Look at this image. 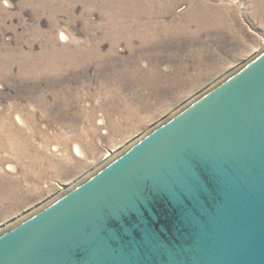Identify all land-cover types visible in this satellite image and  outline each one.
<instances>
[{
    "label": "rangeland",
    "instance_id": "rangeland-1",
    "mask_svg": "<svg viewBox=\"0 0 264 264\" xmlns=\"http://www.w3.org/2000/svg\"><path fill=\"white\" fill-rule=\"evenodd\" d=\"M142 2L0 0V121L48 168L40 176L16 147L0 150V228L264 48V0Z\"/></svg>",
    "mask_w": 264,
    "mask_h": 264
},
{
    "label": "water",
    "instance_id": "water-1",
    "mask_svg": "<svg viewBox=\"0 0 264 264\" xmlns=\"http://www.w3.org/2000/svg\"><path fill=\"white\" fill-rule=\"evenodd\" d=\"M0 264H264V48L0 228Z\"/></svg>",
    "mask_w": 264,
    "mask_h": 264
},
{
    "label": "bare ground",
    "instance_id": "bare-ground-1",
    "mask_svg": "<svg viewBox=\"0 0 264 264\" xmlns=\"http://www.w3.org/2000/svg\"><path fill=\"white\" fill-rule=\"evenodd\" d=\"M118 2V1H117ZM121 2V1H120ZM127 2V0H126ZM128 2L131 4V5H137V6H141L143 4L142 0H128ZM119 3V2H118ZM129 4V5H130ZM175 5V2L172 1V3L168 4L165 8H162L160 6L159 9H155L152 11V13L154 12L153 16L159 18V19H162V17H164L165 15L169 14L173 11V7ZM143 6V5H142ZM151 7V6H150ZM196 8V7H195ZM148 10V9H146ZM149 12V11H148ZM198 12V11H197ZM143 12H136V15L140 16V14H142ZM151 13V14H152ZM199 13V12H198ZM134 14V13H133ZM144 14H145V11H144ZM206 17V16H205ZM63 39L64 40H67V36L66 34H63ZM146 39V38H145ZM47 53V52H46ZM34 58V57H33ZM59 59V58H58ZM33 62V61H32ZM36 62V61H35ZM39 68V67H38ZM42 68V67H41ZM47 67L44 68L43 71H47L46 69ZM9 70V68L7 69ZM39 70V69H38ZM37 70V71H38ZM40 71V70H39ZM38 71V72H39ZM36 72V71H35ZM37 101V107L38 109L39 108H43V109H46L47 111H50V105L46 104V102H42L41 100H36ZM41 101V102H40ZM53 108V107H52ZM41 110V109H39ZM52 112V110H51ZM54 113V112H53ZM135 114V112H133ZM51 113L50 112H47V115L49 116ZM131 114V113H130ZM33 115H36L35 112L34 113H30V116H33ZM19 119L21 122L25 123V120L24 118L21 116V115H18ZM119 128V127H118ZM120 131V130H119ZM21 134V131L18 130V129H13L11 127H9V125L6 123V122H3V121H0V150H5V149H10L12 146L16 147L17 148V152H18V157L19 158H24L25 156L29 157L31 159V165L36 169L38 170L37 173L41 175H46L48 173V168H45L44 166H42V162L44 161V157H42L43 155L41 153H37L34 152V154H31V153H28L29 150H28V138L25 137V140L21 138L20 136ZM76 151L77 153H79L80 155L83 154V152L81 151V149L79 148V146H76ZM113 155V153H112ZM46 156V155H45ZM47 157V156H46ZM49 158V157H48ZM55 163V162H53ZM64 161L63 160H58V162L56 161L55 164H57L56 166L58 167H61L63 165ZM55 166V167H56ZM54 167V168H55ZM65 188V186H64ZM17 190V189H16ZM12 197V196H10ZM3 228L6 227L5 226H2ZM1 227V228H2Z\"/></svg>",
    "mask_w": 264,
    "mask_h": 264
}]
</instances>
